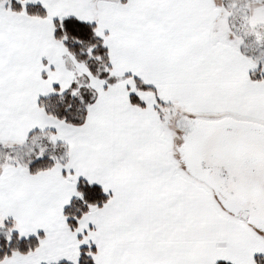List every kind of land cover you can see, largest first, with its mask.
<instances>
[{"label":"snow or ice","instance_id":"1","mask_svg":"<svg viewBox=\"0 0 264 264\" xmlns=\"http://www.w3.org/2000/svg\"><path fill=\"white\" fill-rule=\"evenodd\" d=\"M0 264H264V0H0Z\"/></svg>","mask_w":264,"mask_h":264}]
</instances>
